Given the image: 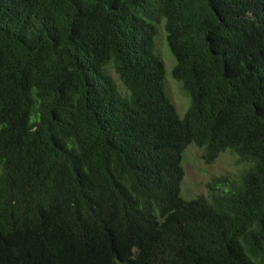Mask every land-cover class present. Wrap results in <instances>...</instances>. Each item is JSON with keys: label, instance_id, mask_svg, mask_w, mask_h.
Instances as JSON below:
<instances>
[{"label": "trees", "instance_id": "1", "mask_svg": "<svg viewBox=\"0 0 264 264\" xmlns=\"http://www.w3.org/2000/svg\"><path fill=\"white\" fill-rule=\"evenodd\" d=\"M0 264H264V0H0Z\"/></svg>", "mask_w": 264, "mask_h": 264}, {"label": "rangeland", "instance_id": "2", "mask_svg": "<svg viewBox=\"0 0 264 264\" xmlns=\"http://www.w3.org/2000/svg\"><path fill=\"white\" fill-rule=\"evenodd\" d=\"M155 42V50L157 49L164 65L167 92L171 97L178 116L183 118L190 106V98L172 77L175 61L165 42V32L161 31V29ZM112 75L117 81V76L113 72ZM230 151L225 150L214 162L206 164L202 159V149L194 145L188 146L182 161L184 178L180 186L181 198L190 200L199 195H207L206 185L214 178L226 175L227 172L236 175L241 166L236 163V157L229 153Z\"/></svg>", "mask_w": 264, "mask_h": 264}]
</instances>
